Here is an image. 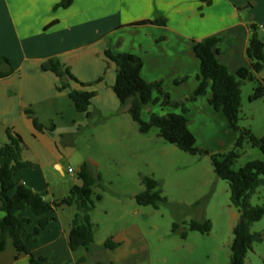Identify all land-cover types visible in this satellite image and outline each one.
<instances>
[{
	"label": "crops",
	"instance_id": "0c3cea01",
	"mask_svg": "<svg viewBox=\"0 0 264 264\" xmlns=\"http://www.w3.org/2000/svg\"><path fill=\"white\" fill-rule=\"evenodd\" d=\"M61 1L0 0V57L9 55L7 48L3 49L4 42H14L21 51L17 61L10 56L12 53L8 56L12 64L15 62L14 73L0 80V144L10 143L8 130L22 138L23 159L30 165L18 172L15 182L31 188L48 202L65 199L74 186L83 185L78 174L84 163H89L95 176H102L100 164L79 154L76 140L93 127V118L128 112L114 92L117 67L106 57L107 51L141 58L145 81L161 82L172 101L186 102L199 86L201 64L194 53L195 42L220 39L216 47L218 61L236 75L240 69L250 67L247 50L252 26L259 28L264 24L262 17L248 10L258 0H213L210 6L200 0H74L70 8L57 9ZM143 21L165 24L134 25ZM51 59L68 68L82 84L92 86L68 81L70 89L59 91L60 79L41 68ZM100 78L103 80L97 83ZM259 78L264 81V72ZM72 90L96 92L89 116L76 110L70 98ZM211 97L208 89L206 96L186 102L189 127L195 136L192 128L198 123L214 136L213 120L233 132L226 117L211 107ZM159 107L150 104L145 108L143 120L148 121L151 114L181 113ZM34 117L46 130L36 129ZM228 136L230 143L236 140V134L229 132ZM75 157L77 170L69 166L66 171L63 161ZM74 216L75 208L68 206L50 214V226L30 241V250L47 258L46 264H75L84 257L87 261L81 264H124L131 259L133 264H154L151 246L137 223L101 240L96 237L90 253L72 252L69 234ZM21 217L33 220L29 228L33 232L38 218L31 210ZM107 238L120 246L114 251L103 250ZM0 264H30V258L25 254L18 256L9 245L0 253ZM179 264L189 263L185 260Z\"/></svg>",
	"mask_w": 264,
	"mask_h": 264
},
{
	"label": "trees",
	"instance_id": "16d2710c",
	"mask_svg": "<svg viewBox=\"0 0 264 264\" xmlns=\"http://www.w3.org/2000/svg\"><path fill=\"white\" fill-rule=\"evenodd\" d=\"M200 1L208 6L213 3V0ZM73 3L74 0H62L56 8L68 9ZM148 23L165 24L164 21H143L134 25ZM258 31L257 26H252V35L247 50L250 67L240 69L236 75H232L228 68L218 61L219 52L216 47L220 39L209 38L194 44V53L200 61L201 72L198 77L199 86L186 102L197 101L200 97L206 96L208 89H211L212 97L209 100L211 107L226 117L229 128L236 133L234 147L227 153L212 154L197 146L196 136L189 127L186 102H173L170 95L164 91L161 82L145 81L141 75L144 66L141 58L131 54L106 52V57L117 67L114 92L121 106L128 107V113L138 124L140 132L147 134L156 128L159 130L161 138L175 145L181 151L193 156H209L216 175L229 184L232 204L241 214V222L233 230L234 240L231 246L230 264H246L248 254L253 250L254 245L264 241V233L250 232L251 225L263 219L264 207H252L249 204L256 189L264 186V161H252L237 171L234 169L246 144L259 149L264 156V137L259 138L250 129L242 128L239 125L244 83L252 81L257 84L253 95L249 98L251 102L264 98V81L259 78V75L264 72V42ZM41 68L44 72L54 73L60 79L59 91L70 89L68 81L78 83L82 87L92 86V84L86 85L79 82L71 71L56 59L47 61ZM13 73L10 60L0 57V80L9 78ZM102 80L103 78H100L97 83ZM176 83L178 84V82ZM155 94L158 97H155ZM95 96L96 92L83 90L70 92V98L78 113H87L88 116L90 105ZM161 102L165 107L181 109V113L151 114L149 120L144 121L142 118L144 109L150 104ZM26 113L33 116L31 112ZM33 119L38 131L46 130L36 117ZM8 136L10 143L0 144V253L12 245L18 252V256L25 254L30 258V264H46L47 258L38 257L33 253L29 243L48 229L53 220L50 214L65 206L75 208V216L69 234L71 251L76 253L86 250L90 253L96 243V227L91 219V212L95 209L93 189L102 179L101 176H95L89 163H84L78 174L83 185L74 186L70 196L65 199L48 202L26 185L16 184V175L30 163L23 159L25 145L22 138L12 130H8ZM142 183L146 190L136 196V201L140 206H152L159 209L161 204H168L167 199L162 197L161 184L158 181L144 177ZM100 199L101 197H98V200ZM27 210H31L38 218L33 232L29 231L33 220L21 217V214ZM180 228L181 225L175 223L173 233L180 234L183 239H186L185 233H179ZM188 230L208 235L212 231V224L209 221L205 223L192 221L188 225ZM119 246V243H115L110 238L104 243L102 249L114 251ZM86 261V257L80 258L75 264ZM133 262L134 259H131L124 264H133ZM95 264L114 263L97 261Z\"/></svg>",
	"mask_w": 264,
	"mask_h": 264
},
{
	"label": "rangeland",
	"instance_id": "374dc122",
	"mask_svg": "<svg viewBox=\"0 0 264 264\" xmlns=\"http://www.w3.org/2000/svg\"><path fill=\"white\" fill-rule=\"evenodd\" d=\"M263 4V0H258L248 10L264 19ZM258 32L261 36L262 32ZM13 43H2L3 49L7 48L9 55L12 53L10 56L17 61L21 51ZM8 56L1 57L10 60ZM14 63H11L12 68ZM256 87L252 81L242 86L239 125L261 138L264 137V98L254 102L249 99ZM156 105L162 111L181 110L165 107L162 102ZM147 118L146 114L144 119ZM212 123L216 128L214 136H210L201 123L194 124L192 129L196 133L197 146L212 154L227 153L235 143H230L228 134L236 133L223 128L217 120ZM92 124L93 127L82 132L76 142L79 154L100 164L102 173V179L93 189L95 209L91 219L93 216L96 237L101 240L109 233L137 223L151 246L154 264H179L185 260L189 264H230L234 240L232 225H239L241 214L232 204L229 184L214 172L211 158L181 151L161 138L156 128L147 134L141 133L128 112L95 117ZM77 159L63 161L66 171L69 166L77 170ZM257 160L264 161L262 152L246 144L234 169L237 171ZM144 177L161 184L162 197L168 204H161L156 209L137 203L134 195L146 190L142 183ZM249 204L264 207V186L256 189ZM192 221L211 222V233L190 232L188 225ZM175 223L181 225L179 233H185L186 239L173 233ZM250 232L264 233V217L251 225ZM246 264H264V241L254 245Z\"/></svg>",
	"mask_w": 264,
	"mask_h": 264
},
{
	"label": "built area",
	"instance_id": "2783aa9c",
	"mask_svg": "<svg viewBox=\"0 0 264 264\" xmlns=\"http://www.w3.org/2000/svg\"><path fill=\"white\" fill-rule=\"evenodd\" d=\"M259 30L262 32L261 38H262V41L264 42V24H262V25L259 27ZM69 173H70V174H73V170H72V169H69Z\"/></svg>",
	"mask_w": 264,
	"mask_h": 264
}]
</instances>
